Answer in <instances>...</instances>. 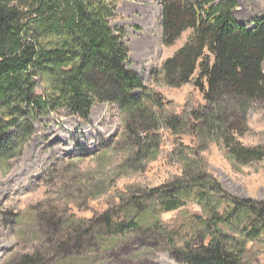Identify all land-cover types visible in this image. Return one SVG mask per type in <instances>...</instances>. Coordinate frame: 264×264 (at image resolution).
Instances as JSON below:
<instances>
[{
  "label": "trees",
  "instance_id": "16d2710c",
  "mask_svg": "<svg viewBox=\"0 0 264 264\" xmlns=\"http://www.w3.org/2000/svg\"><path fill=\"white\" fill-rule=\"evenodd\" d=\"M118 1L0 0V161L22 154L38 117L65 110L87 120L99 103L120 113L125 142L130 139L131 148L137 147L135 161L145 157L143 144H157L161 124L174 132L185 127L197 150L215 143L233 166L262 160L264 145L246 146L238 137L249 131L251 105L264 103V16L249 28L232 15L236 0H160L162 44L171 46L190 31L162 62V83L179 87L191 82L205 101L189 114H164L162 94L146 87L128 66L124 30L110 26ZM142 132L146 135L141 137ZM135 161L129 158L127 169L139 170ZM213 181L215 186H200L223 191L226 196L219 194V201L227 206L222 211L207 208V219L194 215L201 225L196 236L183 247L170 244L169 253L178 263L244 264V239L255 240L264 232V201L239 199ZM182 186L175 181L147 196L155 193L163 211L176 210L185 206ZM198 196L209 200L203 193ZM125 208L117 202L94 217L93 228L102 235H88L91 229L85 239L77 235L78 241L88 237L96 243L100 236L160 228L123 217L129 210ZM237 216L246 219L239 241L217 226L232 225ZM41 261L40 252L24 253L13 264Z\"/></svg>",
  "mask_w": 264,
  "mask_h": 264
},
{
  "label": "rangeland",
  "instance_id": "374dc122",
  "mask_svg": "<svg viewBox=\"0 0 264 264\" xmlns=\"http://www.w3.org/2000/svg\"><path fill=\"white\" fill-rule=\"evenodd\" d=\"M160 13V0H119L110 26L124 30L128 66L146 87L162 94V112L189 114L205 104L202 92L191 82L164 85L159 69L190 31L164 46ZM232 15L252 28L253 20L264 16V0H236ZM247 123L249 131L238 140L246 146L264 145V103L251 105ZM157 139L155 146L143 144L145 157L135 161L137 147L131 148L130 139L125 142L123 119L107 103L94 105L87 120L65 110L35 119L22 154L0 161V264H13L22 254L35 252L42 256L40 264H182L171 257V242L183 247L201 229L194 215L207 219L209 210L227 206L219 201L223 191H210L201 183L208 188L217 180L239 199L264 201V158L233 166L215 143L197 150L185 127L174 132L161 124ZM129 158L134 166L140 162L139 170L127 169ZM191 176L197 181L188 179ZM175 181L182 182L185 206L163 211L156 194H147ZM200 193L209 200H201ZM117 202L129 209L123 217L160 228L100 236L96 243L88 237L78 241L77 235L85 239L91 229L88 235H102L92 219ZM238 217L232 225L217 224L236 241L242 240L238 232L246 222ZM244 241L243 263L264 264V232Z\"/></svg>",
  "mask_w": 264,
  "mask_h": 264
},
{
  "label": "crops",
  "instance_id": "0c3cea01",
  "mask_svg": "<svg viewBox=\"0 0 264 264\" xmlns=\"http://www.w3.org/2000/svg\"><path fill=\"white\" fill-rule=\"evenodd\" d=\"M195 87V86H194ZM196 88V87H195Z\"/></svg>",
  "mask_w": 264,
  "mask_h": 264
}]
</instances>
